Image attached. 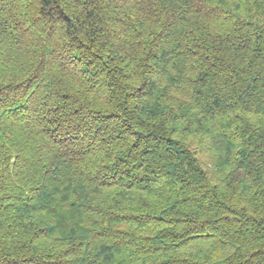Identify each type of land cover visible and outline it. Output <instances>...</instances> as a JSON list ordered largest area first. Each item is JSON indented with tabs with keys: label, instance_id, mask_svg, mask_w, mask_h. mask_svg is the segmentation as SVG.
<instances>
[{
	"label": "trees",
	"instance_id": "16d2710c",
	"mask_svg": "<svg viewBox=\"0 0 264 264\" xmlns=\"http://www.w3.org/2000/svg\"><path fill=\"white\" fill-rule=\"evenodd\" d=\"M0 264H264V0H0Z\"/></svg>",
	"mask_w": 264,
	"mask_h": 264
}]
</instances>
